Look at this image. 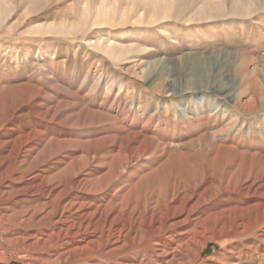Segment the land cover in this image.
Returning <instances> with one entry per match:
<instances>
[{"label":"rangeland","instance_id":"obj_1","mask_svg":"<svg viewBox=\"0 0 264 264\" xmlns=\"http://www.w3.org/2000/svg\"><path fill=\"white\" fill-rule=\"evenodd\" d=\"M196 199L194 221L264 204V0H0V264L62 212L138 219L161 264L155 230ZM217 241L207 264L264 261V225Z\"/></svg>","mask_w":264,"mask_h":264},{"label":"bare ground","instance_id":"obj_2","mask_svg":"<svg viewBox=\"0 0 264 264\" xmlns=\"http://www.w3.org/2000/svg\"><path fill=\"white\" fill-rule=\"evenodd\" d=\"M82 182H85V180ZM56 189L57 188L49 191L50 197L53 193H55ZM62 195L63 192L56 193L55 199L59 200ZM90 196H92V194ZM199 200L196 199L193 205L189 207L185 205V207L180 209L177 208L175 202H173V205L171 206V215L168 220H166L167 223L164 225L166 227L164 228L163 226H160V230H155V232H158L166 229V232L164 233L165 238L170 243L171 247L170 249L163 247L162 252L159 255L161 264H207L208 260H202L201 256L206 251L210 241L221 244L217 240L227 238H238L239 240H242V238L249 234L253 229L260 225H264V204L260 203L254 205L252 204L242 209L234 208L221 213L215 212L216 214L213 215L208 213L210 215L209 218L212 217L210 224H208L209 218H207V221L206 219L202 221L201 219L194 221L192 220L194 215L191 216V214L197 210L200 202ZM68 204L67 208L69 209H72L75 206H79L80 209L85 206V204L76 203L73 199ZM44 208H47V204L44 205ZM187 208L189 209L186 211ZM258 209L262 212L261 216H256L253 222H247L246 220L250 219L252 213ZM66 213L64 214L62 212L56 215L55 222L48 226L45 230L40 231V229H30L29 233H24V236L30 240L29 242L24 243L25 245L20 251L22 259H25L26 262L28 261V264H35V262H38L41 259L47 260L46 263L48 264L144 263V261L138 256L139 252L142 251L141 248L145 239V236L143 234L141 235L144 230L142 228L143 222L136 218H131L128 225L121 226L118 217L109 216L102 221L101 226L98 225L99 227H93L89 222L85 224L81 223L80 225L73 223L68 229H64L62 226H64L69 220L66 219ZM52 214L54 215V213L50 211V213L44 216L41 221L49 218ZM76 214L78 213L76 212ZM32 218L29 219V222L32 221ZM156 221L160 222L158 220ZM152 222L153 219L150 220V223ZM21 225L24 224L22 223ZM193 225L195 226L194 229L196 233L193 237L194 245L193 247H190L186 238L189 233L187 232L181 234L178 231L187 227H192ZM91 227H93L92 231L89 232ZM157 238L159 237L150 235V237L145 240L149 241L152 245L157 246ZM35 243L38 244L39 247L34 248ZM150 249L152 248L150 247ZM254 251L258 253L259 248ZM254 251L253 249H243L238 252L231 251L230 254L232 256L228 258L226 254H220L218 257H225V259L218 260L225 261L222 262V264H228L230 260H237L239 261V264H254ZM236 254L238 257L234 258ZM152 257H154V255ZM156 262L158 261L156 260ZM262 264H264V261Z\"/></svg>","mask_w":264,"mask_h":264}]
</instances>
